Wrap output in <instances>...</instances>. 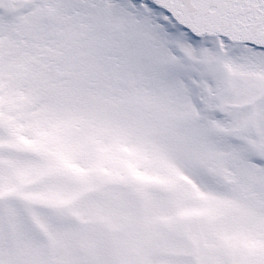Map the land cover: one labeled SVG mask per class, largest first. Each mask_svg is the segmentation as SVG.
Returning <instances> with one entry per match:
<instances>
[{"label":"snow or ice","instance_id":"1","mask_svg":"<svg viewBox=\"0 0 264 264\" xmlns=\"http://www.w3.org/2000/svg\"><path fill=\"white\" fill-rule=\"evenodd\" d=\"M0 264H264V0H0Z\"/></svg>","mask_w":264,"mask_h":264}]
</instances>
